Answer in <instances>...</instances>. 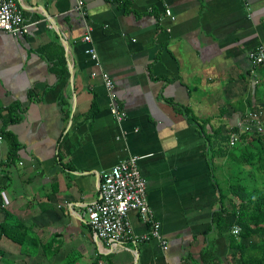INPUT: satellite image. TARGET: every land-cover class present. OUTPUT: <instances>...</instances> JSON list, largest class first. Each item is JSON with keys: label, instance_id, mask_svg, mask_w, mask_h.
<instances>
[{"label": "crops", "instance_id": "crops-1", "mask_svg": "<svg viewBox=\"0 0 264 264\" xmlns=\"http://www.w3.org/2000/svg\"><path fill=\"white\" fill-rule=\"evenodd\" d=\"M17 2L28 33L0 30V175L9 178L0 224L5 210L51 249L61 247L53 264L75 251L80 264L97 253L111 264H241L233 239L242 228L236 237L239 225L221 220L241 204L231 189L239 170L252 186V168L229 158L236 149L226 138L264 109V66L249 59L264 45V0ZM104 72L126 112L121 122L110 112ZM132 156L167 251L138 212L114 251L88 225L99 176ZM0 252L12 264L43 259L21 255L6 237Z\"/></svg>", "mask_w": 264, "mask_h": 264}, {"label": "built area", "instance_id": "built-area-1", "mask_svg": "<svg viewBox=\"0 0 264 264\" xmlns=\"http://www.w3.org/2000/svg\"><path fill=\"white\" fill-rule=\"evenodd\" d=\"M83 1H79L76 10L85 17L87 15ZM171 16V12L167 11ZM173 18V17H172ZM175 19V18H173ZM29 25L18 5L17 0H0V30L14 36L28 33ZM85 41L92 42L87 35ZM88 55L98 64L96 49L91 46ZM253 68L264 66V45L257 46L249 53ZM104 84L110 96V112L121 122L126 117L117 104L115 83L108 73H102ZM264 136V109L249 112L239 121L238 127L230 133L229 146L235 147L245 136ZM139 157L132 156L121 161L110 170L99 176L98 198L87 207L89 227L96 240L105 243L112 251L124 240L130 238V212H138L141 219L151 226V236L160 241L163 250H168L166 240L161 233V224L154 217L148 199V181L143 177L138 165ZM240 226H235L233 234L239 237Z\"/></svg>", "mask_w": 264, "mask_h": 264}, {"label": "trees", "instance_id": "trees-1", "mask_svg": "<svg viewBox=\"0 0 264 264\" xmlns=\"http://www.w3.org/2000/svg\"><path fill=\"white\" fill-rule=\"evenodd\" d=\"M2 116V111H0V119ZM226 140L229 144L228 138ZM233 149H236V151L230 154L229 158L231 155L234 156L233 158L237 159L242 168H245L246 165L252 168L249 174L254 189L249 194V188L252 186L243 179L244 172L240 169L239 176L236 178L235 183H232L231 189L235 196H238L241 204L225 220L222 219L221 224L229 227L239 225L242 228L239 239H233V252L234 254L236 252L240 253L238 257L241 264H264V238L258 244H247L251 237L264 235V136H245ZM11 154L14 156L15 151L11 150ZM10 161L11 158H8L5 164L7 165ZM8 181L7 174L0 175V191L6 187ZM2 202L3 198H0L1 207ZM4 237L20 245L21 255L35 258L41 253L42 260L34 259L33 262L28 264H53L50 262L51 259L61 250V247L51 249V244L46 245L39 240L38 235L33 232V227L26 226L5 210L4 220L0 224V241ZM80 261L81 252L75 251L68 254L62 264H80ZM0 262L12 264L2 252H0ZM89 264H111L110 256L97 253Z\"/></svg>", "mask_w": 264, "mask_h": 264}, {"label": "rangeland", "instance_id": "rangeland-1", "mask_svg": "<svg viewBox=\"0 0 264 264\" xmlns=\"http://www.w3.org/2000/svg\"><path fill=\"white\" fill-rule=\"evenodd\" d=\"M252 189H254L253 187H251ZM13 217V216H12ZM13 218H15V217H13ZM8 261H9V259H8Z\"/></svg>", "mask_w": 264, "mask_h": 264}, {"label": "water", "instance_id": "water-1", "mask_svg": "<svg viewBox=\"0 0 264 264\" xmlns=\"http://www.w3.org/2000/svg\"><path fill=\"white\" fill-rule=\"evenodd\" d=\"M98 241V240H97Z\"/></svg>", "mask_w": 264, "mask_h": 264}]
</instances>
